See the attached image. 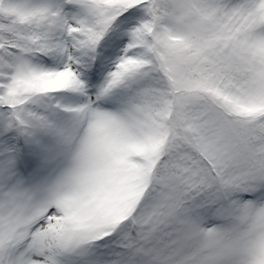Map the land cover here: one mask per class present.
I'll return each instance as SVG.
<instances>
[{
    "label": "snow or ice",
    "instance_id": "1",
    "mask_svg": "<svg viewBox=\"0 0 264 264\" xmlns=\"http://www.w3.org/2000/svg\"><path fill=\"white\" fill-rule=\"evenodd\" d=\"M0 264H264V0H0Z\"/></svg>",
    "mask_w": 264,
    "mask_h": 264
}]
</instances>
